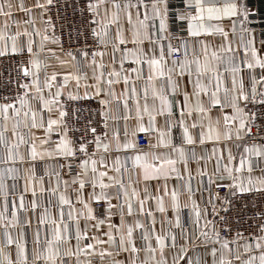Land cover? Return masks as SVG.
<instances>
[{
	"label": "snow or ice",
	"instance_id": "snow-or-ice-1",
	"mask_svg": "<svg viewBox=\"0 0 264 264\" xmlns=\"http://www.w3.org/2000/svg\"><path fill=\"white\" fill-rule=\"evenodd\" d=\"M0 264H264V7L0 0Z\"/></svg>",
	"mask_w": 264,
	"mask_h": 264
},
{
	"label": "built area",
	"instance_id": "built-area-1",
	"mask_svg": "<svg viewBox=\"0 0 264 264\" xmlns=\"http://www.w3.org/2000/svg\"><path fill=\"white\" fill-rule=\"evenodd\" d=\"M257 6L264 7V0H255Z\"/></svg>",
	"mask_w": 264,
	"mask_h": 264
}]
</instances>
